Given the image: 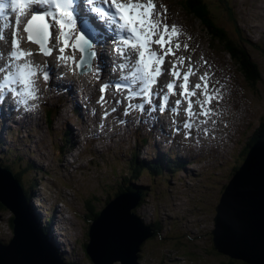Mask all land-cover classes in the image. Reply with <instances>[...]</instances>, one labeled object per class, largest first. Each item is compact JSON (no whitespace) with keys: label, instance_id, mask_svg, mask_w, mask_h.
<instances>
[{"label":"rangeland","instance_id":"374dc122","mask_svg":"<svg viewBox=\"0 0 264 264\" xmlns=\"http://www.w3.org/2000/svg\"><path fill=\"white\" fill-rule=\"evenodd\" d=\"M179 1L154 0L158 12L164 13L163 6H166L167 11L163 22L170 26L175 25L181 33L179 43L187 45V48H181L177 55L187 57L195 69L200 63L203 64L202 67H198L201 76L205 72L210 73L211 83L220 89L223 99L227 91H235L236 100H238L235 107H233L234 103L230 104V97L222 99L218 104L213 102L214 110L220 112L221 115L218 118L214 117L217 120L216 124L213 125L209 121L208 124L200 126L204 128L208 125L211 132L205 138L206 144L198 146L193 141L196 140L198 134L203 132L198 131L194 126L193 129L196 132L192 131L190 138L185 137L182 124L187 117L184 109H180L179 116H175L171 111H169V117L164 116L172 129L174 127L181 129L177 133V141L182 148L179 154L185 158V160L181 159L186 165L185 170L177 169L168 173L165 169V177L161 175L160 178L145 170L140 172V178L137 175L138 179L130 177L134 167L132 163L147 162L153 159L152 148L155 144L153 138L157 140L161 133L162 141H164L169 136L168 131V134L161 132V127L158 128L154 136L145 128L139 131L143 118L139 112H133L129 116L131 117L129 122L124 124H121L120 120H116L118 133L113 135L111 130L106 129L111 124L110 121V123L107 122L103 131L97 127L99 132L108 131L107 136L109 137L102 143L91 146L87 150L88 154L77 161L78 164L75 162L74 165H70L69 161L64 162L61 160L63 151H66V156L74 161L71 156L76 147L70 151V146L66 147L65 139L69 134L71 139L76 142V138H72L71 133L73 132V135L75 132L79 133L78 129H82L83 125V122L79 121H83V119L82 115H77L76 118L74 114H69L67 119L66 113L69 112L70 106L66 105L65 101L57 103L54 96L47 100L49 104L46 105L48 108H54V113H57L51 128L48 127L45 119L46 108L44 107L43 110L38 109L35 112L38 114L37 117L27 119V122L31 123L29 126H32V131H30V136L20 135L21 138L26 137L27 144L21 146L19 151L4 149L7 147L6 145L10 144L0 137V144L3 148L0 150V160H6V164L11 166L15 173L18 172L17 169L20 170V164H14L13 159L20 158L21 160L18 161L22 162L24 167H27L28 164L32 166L31 170L25 172L24 176L22 175L21 180L29 194L30 190H33L34 196L38 195L40 212L44 215L50 214V198L59 192L63 193L62 197L69 203L71 207L69 214L73 220L75 219L74 231H71L73 229L71 226V229L66 231H61L60 225L56 227L55 231L52 226L54 232L52 235L56 236V241L59 243L57 247L62 249L63 245V249L67 250L68 253L64 252L62 257L65 260L69 259L71 264H92L84 248L89 238L90 222L94 221L93 214L95 212L91 213L90 207H93L97 212L101 211L120 187L127 186L125 179L129 178L130 185L143 188L142 191L144 190L145 193L142 205L133 212L144 220L145 224L159 225L158 235L153 236L150 238L151 240H147L142 245L139 264L231 263L228 256L215 250L211 233L214 228L215 207L219 202L223 188L228 184L236 167L242 164L243 151L251 142L253 134L257 135L260 128L264 131V50L262 48L264 36H258L257 33L248 29L257 24L255 29L264 34V17H261L264 15V0H205L213 17L217 19L216 23L229 31L231 36L240 33L238 30H241L240 34L245 41L246 34L248 40L244 44L248 48L252 61L257 64L261 72L260 83L258 82L254 88L247 84L236 65L227 55L220 52V48V50H211L208 47L209 38L204 33V29L202 30L196 21L189 20L179 6ZM249 34L252 36L248 37ZM49 46H52L51 42ZM154 48L157 52L160 51L158 47L154 46ZM69 52L73 53L74 51ZM76 54L78 55L77 52ZM171 58L173 60V57ZM188 66L186 61L183 70ZM79 76L76 75V79ZM199 78L200 74L197 73L192 76L194 83H200ZM76 83L78 82L76 81ZM48 84L44 81L45 91L49 89ZM97 86L100 85L96 83L91 91H94L93 89ZM82 90L84 89L82 88ZM200 98L202 99V97ZM118 106L119 104L116 106L117 109ZM223 107L229 108L231 112H228V115L223 113ZM194 110L199 111V107L194 105ZM6 115L8 116V114ZM161 118V126L169 129V125H164L163 117ZM74 119L78 121H74ZM16 122L18 119L14 115L12 119L5 120L4 125L16 127ZM127 124L131 125L128 127ZM1 125L2 123H0ZM134 125H140L138 129L140 137L144 138L146 135L150 137L147 146L142 143L144 145L142 151L138 149L139 145L134 142L132 129ZM218 125L222 129L218 128ZM172 129L169 131L174 132ZM159 131L160 133H158ZM229 131L233 137L226 141V134L229 135ZM107 136L104 135L105 138ZM97 137L100 136L97 135ZM62 138L63 140H61ZM14 140L15 135L10 137V143H13ZM164 145L165 148H159L162 153L167 151L164 149H171L173 146L177 147L174 151L177 153L178 146L174 143ZM76 146L78 147L79 143ZM222 146H225L223 152H221ZM31 182L35 184L33 189L30 186ZM53 188L59 191L54 192ZM33 208L35 212H38L36 207ZM11 218V213L2 207L0 209V239L5 244L12 238ZM40 221L41 217H38V222ZM64 234L72 240V243L66 239ZM74 237L78 238L76 243L73 242ZM60 249H58L59 252ZM232 260L234 264H246L241 260Z\"/></svg>","mask_w":264,"mask_h":264},{"label":"snow or ice","instance_id":"6c2138e0","mask_svg":"<svg viewBox=\"0 0 264 264\" xmlns=\"http://www.w3.org/2000/svg\"><path fill=\"white\" fill-rule=\"evenodd\" d=\"M99 2L107 3L108 0ZM97 3L98 0H87V4L92 6V11L104 16L116 28L112 38L116 43L113 51L119 55L120 62L113 66L112 71H119L121 75L117 78L118 82L110 80L100 85V96L96 103L104 107L110 88L114 93L124 94L123 101H115L116 104L127 101L123 110L124 116H129L134 111L140 114L171 111L175 116H179L181 106L186 102L184 113L187 118L182 124L185 137H191L194 126L204 135H208L210 129L200 126L208 124L209 121L213 125L217 123L214 117L218 118L221 113L214 110L213 102L218 104L223 95L219 88L212 85L209 72L200 76V83L191 86L190 77L196 73V69L191 66L187 57L177 55L179 50L186 49L187 45L179 43L181 33L175 25L170 26L163 22L166 6H163L164 13H160L154 0H127V3L111 0L109 8L114 9V12H107L96 7ZM75 7V0H0V17H4L8 9L16 13L15 28L11 33V51L7 61L0 65V103L11 95L16 98L17 104L25 110H31L36 105L30 104V101L39 99L36 78L42 76L46 83L51 79L50 66L34 64L29 59L33 53L22 48L18 35L21 25L23 32L27 34V41L38 45L40 54L45 57H50L57 51L49 45L54 36L53 29L58 26L59 35L56 39L62 46L58 48L56 59L65 64L70 61L74 68L81 70V75L91 74L97 81L101 79L103 67L100 61L103 53L95 50L96 30L89 25L87 18L84 20L87 21V27H77ZM25 16L30 18L22 21ZM8 27L9 25L3 26L4 29ZM5 38L3 30H0V41ZM154 46L160 51L157 52ZM69 47L80 52L79 62L74 56L65 55ZM170 56L173 57V62L171 68H166L167 58ZM94 61L97 62L95 68ZM186 61L189 66L187 71H183ZM85 68L87 72L84 71ZM166 74L173 79L159 91H154L160 78ZM164 88L167 91H164ZM176 95H179L180 99H176L170 107V98ZM153 97H156V102ZM194 105L199 107V111L194 110ZM117 111L115 106L111 109L112 113ZM109 115V111L105 109L101 121L106 120ZM99 127L104 130L103 123H100ZM180 130L179 127L176 128L177 133ZM248 176L249 172L240 180H237L236 176L226 187L217 205L215 217L219 242L236 245L242 252L250 249L245 212L249 196L246 191ZM14 192L15 186L11 178L0 176V196L12 195ZM137 227L135 220L127 216L121 202L118 201L108 209L97 224L96 264H119L123 248L130 242V236Z\"/></svg>","mask_w":264,"mask_h":264},{"label":"water","instance_id":"95a60500","mask_svg":"<svg viewBox=\"0 0 264 264\" xmlns=\"http://www.w3.org/2000/svg\"><path fill=\"white\" fill-rule=\"evenodd\" d=\"M248 172L246 191L249 196L245 204V212L247 215L246 227L250 239L249 251L242 252L236 245L219 242L215 229L217 206L213 218L212 241L215 250L230 259L241 260L246 264H264V142H256L252 145L243 164L231 176L223 192L236 176L237 180H240ZM0 176L10 177L15 186L14 194L0 196V205L12 215V238L5 245L0 243V264H66L48 244L45 234L32 220L19 181L6 169L0 168ZM118 201L124 205L127 216L132 217L138 226L131 234L130 242L123 248L119 264H139V247L154 236L155 229L145 225L143 220L133 212L141 201V193L139 191L122 192L105 205L90 226L86 254L92 264H96L98 258V221Z\"/></svg>","mask_w":264,"mask_h":264},{"label":"bare ground","instance_id":"6f19581e","mask_svg":"<svg viewBox=\"0 0 264 264\" xmlns=\"http://www.w3.org/2000/svg\"><path fill=\"white\" fill-rule=\"evenodd\" d=\"M58 35H59V33H56L55 32L54 33V36H53V39H52V44H53L52 47L56 48L57 51H54L53 52V55L50 56V57H45L44 55L40 54L39 47L37 45H35V44H28V41L26 39H24V38L21 41V46H22L23 49H25V50L28 49L29 51H31L33 53V56L34 57L31 56L30 57V60L32 62H34V64L41 65V66H50V68H51V79L49 80V84H48L49 85V89L47 91H45L44 88H43V81H44L43 80V77L42 76H38L36 78V82H37V80L39 82V86H37L38 90L40 92H42V94L44 96L48 94V96H46L43 99H41V102H40L39 106H41L43 103H47V100H49L50 98H52L54 96V100H56L57 103H62V102L65 101L66 102V105H69L70 106V109L68 110L69 112L66 113L67 119L69 117V114H74L75 117L77 118L78 117L77 115L80 114L81 112H84L85 115H87L88 114V111H87L88 110V107H87V105L85 103L82 102V101H84V97L83 96H81L77 100V98H76V92L77 91H81L82 94L86 95L85 92H84V90H82V88L85 89L86 87H90L89 91H91V89L96 86V83L94 82L96 80V78L93 75L91 76V81L94 82L93 84H91L90 79L88 81H86V78H87L86 75H80L79 77H77V82L78 83H76L75 81H72V82H67V84H66V81L60 75H58V72H60L61 68H58V70H56L54 68V66H53V59L54 58L56 59L57 55L59 54L58 53V48L60 46H62V44H60L59 41L56 39V37ZM112 38L113 37H111L110 35H108L104 40L108 41L109 43H112L113 42V39ZM109 43L102 42V41L101 42H98L97 43V47L95 48V50L98 53H101V52L103 53V57H102V59L100 61L101 66L103 67V75H102L101 79L98 82H101L105 78L106 79L112 78L113 75L108 70V67H110L112 69L115 64H117V63L120 62V58L119 57H115V59H114V62H115L114 65L111 66L110 64L107 63L109 60H108L107 54H105V53L110 50L109 49ZM69 51H71V49H69ZM52 57H53V59H52ZM57 61L60 64H63L64 66H66L67 67L66 68L67 71H69V72H75L74 66H72V64H71L70 61L67 64L62 63L59 60H57ZM172 62H173V60H172L171 56L168 57L165 67L166 68H171ZM96 63L97 62H95V61L93 62V68L96 66ZM202 66H203V64H201V63L198 65V67H202ZM198 67H196V73L197 74H200V76H201V72H200V70H199ZM183 71H187V69H185ZM115 74L118 77L121 75V73L119 71H116ZM72 76H74V73L72 74ZM164 76H165V80H166L167 83L171 81L170 75H167L166 74ZM210 81H212L211 78H210ZM190 83H191V86L194 87L199 82H195L194 83V79H192V77H191ZM99 87L100 86H97V95L92 100V103L94 105H98V106H100V105L97 104L96 101L99 99V96H100ZM54 88H56V89H54ZM115 95L116 96H120V95H123V94L122 93H114V91H108V93L106 95V101H107V103L104 105V107H101L100 106L102 108V110L103 109H107L109 111L110 115H112V117L114 116V113L111 112V109L113 108V107H110L111 104L113 103L114 106L116 107L117 106V104L115 103L116 100L123 101V98L122 99H116L115 98ZM176 97L178 99H180L179 95H176ZM224 97H225L224 99L230 97L229 98L230 104L234 103L233 104V107H235L238 104V100H236V92L235 91L234 92H228L227 91V94L224 95ZM171 98H170V106L172 105L171 104V102H172L171 101ZM87 100L89 101V96H87ZM3 102L16 103V99H11L9 96H7L3 100ZM11 103H9L8 109H5V106H3V111H1L2 110L1 108L2 107L0 106V123H2V125L0 126V135L2 133H4V134L7 133L9 135V133H8L9 131L8 130L9 129H12L14 131V134H11L10 136L11 137H14V135H15V140H14L13 144L14 143H17L18 140H20L22 142H25V144H27L26 137L21 138L20 135L23 134L24 136H26V135L27 136H30V131H32V126H29L31 123L30 122H27L28 121L27 119L33 118L34 116L37 117L38 114H35V113L31 112L30 110H25V114H19L18 112L15 111L16 110L15 109L16 105L15 104H11ZM119 105H121V104H119ZM96 112H97V115L101 119V115L98 113V111H96ZM222 112L223 113L225 112V114H227L228 112H231V111H229V108H224ZM6 114H8V116ZM93 114L94 113H92L91 115H93ZM14 115L18 119V122H16V124H15L17 126L16 127H14V126L13 127L12 126H5L4 125L5 124V120L12 119ZM91 115L89 117H91ZM117 115H119V114L117 113ZM157 115L158 114L155 113V112L150 113V114L148 112H145L144 115H143L142 121H141V129L139 131H141V130H143L145 128V129H147V131L152 132L153 133V136L156 135V133L158 131V128L160 127V122H161L160 119H162L161 118L162 116H160V119H159ZM83 116H84V114H82V117ZM27 117H29V118H27ZM20 118H21V120H20ZM114 118H115V116H114ZM117 118H118V116L116 117V119ZM95 120H97V119H95ZM74 121H78V120H75L74 119ZM87 121H89V123H90V120H87ZM79 122H84V121H79ZM95 123H98V122H92V124H95ZM134 124H135V121H134ZM228 124L231 125L232 123H228ZM25 125H28V126L26 127ZM106 125H107V122L105 121L104 127H106ZM107 127H106V129H107ZM138 127H139L138 125L137 126L134 125L133 128H132L133 131H134V142L137 145H139L138 146V149H140V151H142V148L144 147V145L142 143H144L145 138H147L148 139V143H146V144L144 143L147 146L149 144V142H150V137L147 136V135L144 138L140 137L138 135ZM205 127L208 128V129H210V132H211V128L208 125L205 126ZM220 127L221 126L218 125V128H220ZM220 129H222V128H220ZM78 130L80 131L81 129H78ZM234 130H236V129H234ZM192 131L193 132H196V130H194V129ZM161 132L163 134H168V133H166L165 131L162 130V127H161ZM229 132H230V133H228L229 135L226 134V141L227 140H230V138L233 137V135L231 137V131H229ZM158 133H160V131ZM75 134L77 135L78 133L75 132ZM75 138H76V142L73 141V140H71L70 142L66 143V147H69L70 146V148H69L70 151H72L73 149H75V147H76V150H79V147L81 146L80 145V142L81 141H79V138L78 137H75ZM96 138H98V137H96ZM205 138H207V135H204V133L198 134L196 140H194L193 143H195L196 146L201 145V144H206L207 140ZM61 140H63V138ZM90 140H95V137L93 135H91L90 136ZM98 140H101V137H99ZM153 140L155 141V144H154V146L152 148V153L154 155L157 153V152H154L156 149L159 150V148L160 149H162L163 147L165 148V145L164 144H170L171 142L174 143L173 142L174 137L172 135H169L167 137V139H165L164 141H162V135H161V133L158 135V139L157 140L155 138H153ZM198 140H201V141L198 142ZM77 143H79V146L78 147L76 146ZM83 146H84V149L82 151L78 152V154L76 156V161H79L80 158H83L84 156H86L88 154L87 150L89 148H91V146H93V141H85L84 140ZM175 148H177V147H175ZM164 150H166V149H164ZM189 155H187V156H189ZM174 171L175 170L172 169V171H169L168 173H171V172H174ZM164 174H166V173L165 172H160V171L157 172L158 177L161 176V175L163 177H165ZM32 197H35V196L32 195ZM44 197H46V196H44ZM36 204L39 205L37 199H36ZM33 207H36V206H34L32 204V202H31V205L28 203V205H27L28 212H29L32 220L34 222H37L36 224H38V223H40V222H38V217H41V213H40V211H39V209L37 207L36 208H37L38 212L37 211L35 212ZM45 210H47V209H45ZM56 211H57V209H54V211H53V213L51 215L50 221L47 223V225H45V228H43V233L45 234L46 239L54 247H57L59 243L56 241V236H53L52 235V234H54L52 226H54V228H55L58 225V223H60L59 225L62 227L61 228V231H63V227H64V225L66 223L63 220H67V224L69 225L67 217L66 218L64 217L63 220L61 219L60 221H59V218H58L57 224L55 225V222L56 221H55V219L52 218V216H54V214L56 213ZM48 229H49V231H48ZM47 231H48V233H47ZM53 239H54V241H53ZM0 243H2L1 242V239H0ZM142 245L139 247V250H138L139 251L138 252V257L139 258H140L141 253H142V247H143ZM57 254H59L60 259L62 261H64L63 260V257H62L63 256V252L61 254V252L58 251Z\"/></svg>","mask_w":264,"mask_h":264},{"label":"trees","instance_id":"16d2710c","mask_svg":"<svg viewBox=\"0 0 264 264\" xmlns=\"http://www.w3.org/2000/svg\"><path fill=\"white\" fill-rule=\"evenodd\" d=\"M179 6H181L183 12L185 13L186 16H191L192 19L196 20V23H199V25L201 26L202 30L204 29V32L206 33V35L208 36V43L210 45V48H212L213 50H220L229 55L231 60L236 64L238 70L240 71V73L244 76L247 84L250 85V87L254 88L256 87V85L258 84L259 80H260V71H259V67L257 66L256 63H254L252 61V58L249 54L248 48L247 46L244 44L245 41H243V38L241 36V30L240 33L235 34L234 36H231V33L227 30H225L224 28H222V26H219L216 22L217 19L215 17H213L210 9L208 8L207 3L205 2V0H180L179 1ZM190 18V19H191ZM230 19V17H229ZM236 23V22H235ZM243 41V42H242ZM220 48V49H219ZM52 111L48 110L47 111V118L49 121V124L51 125V118H52ZM259 133L256 135L254 134V136L252 137L251 142L249 143L248 147L246 148V151L243 152V159L242 162H244L246 156L248 155L252 145L254 143H256V141H261L262 139H264V131L263 129H259ZM144 143H148V139L145 138ZM169 156H171L172 159H168L167 158V154L165 153L164 156L162 158L157 157L156 155V160L155 161H149V162H134L132 163L133 167V171L130 173V177L132 178H138L141 176L140 172H144L149 171L150 174H152L153 176H157V172H165V169H167V172L172 171L173 170H182L185 168V164L183 163V161L178 158L175 154H173L172 150H170L168 152ZM163 162V163H162ZM239 169V166L236 167V170ZM30 170V167H24L23 172H28ZM235 170V172H236ZM17 178L20 179L21 175L18 173L16 174ZM130 179V178H129ZM35 184H32V187ZM127 187V186H125ZM125 187H120L119 191L116 192V194H114L113 196H116L117 194H120L124 191H133L134 189H132V187H128L126 189H123ZM138 190H141L139 188H137ZM224 189V188H223ZM31 194L29 195L30 197H32L33 194V190H30ZM143 194V200L145 198V193L144 191H142ZM31 199V198H30ZM142 200V202H143ZM142 202L140 203V205H142ZM0 209H2V206L0 205ZM91 213L95 212L93 214V219L95 220L98 216L100 211H96L93 207H90ZM11 220L10 219V225H11ZM158 224L153 225L152 227L156 228L155 229V234L154 237H156L159 233L158 230ZM49 231V229H48ZM47 231V233H48ZM151 240V239H150ZM87 244L84 245V248H86ZM230 264H234L233 260L231 259Z\"/></svg>","mask_w":264,"mask_h":264}]
</instances>
